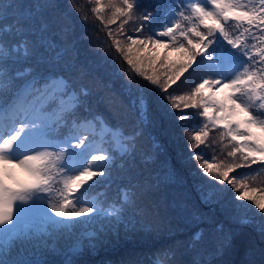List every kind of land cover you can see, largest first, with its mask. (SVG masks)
<instances>
[{
    "label": "trees",
    "instance_id": "trees-1",
    "mask_svg": "<svg viewBox=\"0 0 264 264\" xmlns=\"http://www.w3.org/2000/svg\"><path fill=\"white\" fill-rule=\"evenodd\" d=\"M134 4L122 15L116 9L125 7L124 0H0V112L17 102L23 89V100H30L48 86L22 120L36 123L34 109L42 106L41 127L26 130L18 145L33 147L31 155L49 151L60 157L48 170L50 190L26 193L11 224L0 227V264H264V214L240 198L246 189L239 188L264 190V166H244L239 154L230 157L236 142L222 135V125L213 127L200 115L199 102L188 101L185 108L177 100L180 107H172L173 97L190 96L204 80L221 73L242 76L246 57L217 32L189 72L167 88L171 70L157 61L158 82L153 83L147 78L151 70L138 72L128 64L129 37L170 42L160 36L165 28L179 20L187 30L199 22L188 0ZM205 7L216 11L211 3ZM200 30L207 34L203 25ZM226 31L234 38L243 28L232 21ZM189 38L198 39L191 33ZM176 39L177 47L188 46L178 33ZM157 51L169 59L179 55ZM141 99L146 101L143 112ZM65 103L70 104L58 110ZM252 111L264 119L258 103ZM85 122L93 124L87 133L79 126ZM202 130L208 136L198 144L195 136ZM68 137L73 143L77 138L97 142L108 159L103 168L96 161L89 166L103 175L69 196L77 209L94 211L55 221L51 205L64 198L66 161L83 160L70 144L66 156L60 155ZM205 161L240 165L229 173L237 187L216 180L215 172L209 177L200 167ZM209 192L211 200L205 203L201 197Z\"/></svg>",
    "mask_w": 264,
    "mask_h": 264
},
{
    "label": "snow or ice",
    "instance_id": "snow-or-ice-1",
    "mask_svg": "<svg viewBox=\"0 0 264 264\" xmlns=\"http://www.w3.org/2000/svg\"><path fill=\"white\" fill-rule=\"evenodd\" d=\"M211 3L215 6L216 11H209L205 5ZM125 7L117 8L116 11L122 15L129 14L134 8L133 2L124 0ZM191 10L195 19L199 22L193 24L192 27L184 30L178 20L171 27L165 28L160 36L169 37L170 42L161 39H153L149 37L144 39H133L129 37L131 43L127 47V62L136 68L139 72L142 69L146 72L151 70L153 74L147 76L148 80L157 83L158 79L154 75L156 71L157 61H160L161 67H167L171 70L168 75V81L164 87L167 88L171 83H175L180 77L189 72L196 63L197 57L206 52L208 45L211 43V37L217 32L237 51H239L246 61L242 64L244 73L234 79H229L226 83L224 80H204L199 84L192 94L187 97H173V108H179L180 105L175 103L179 100L184 102V107H189L188 101L193 105L199 102V106L203 108L200 113L210 124L215 127L222 125L225 130L222 135L230 137L231 141L236 143L233 145L232 151L228 153L230 157L239 154L241 164L250 167L253 164L264 166V119L254 114L253 108L257 106L264 108V67H256L254 65L264 66V0H249V4H243L240 0H203L200 3H193ZM182 14V13H181ZM148 17H145L147 19ZM192 17H185L191 19ZM236 22L237 27L243 28L240 35L229 38L226 31V25L230 22ZM200 25L207 29V34L200 30ZM139 32L140 29H137ZM260 33L258 37L253 33ZM177 33L184 40H187V47L183 43L176 44ZM189 33L197 37V40L189 38ZM257 39L258 43L249 46L248 39ZM164 49L165 53L171 49L178 53L175 59H169L166 54H161L157 50ZM257 57L259 59L257 60ZM63 84V82H61ZM214 85L219 87L214 88ZM30 87V85H29ZM62 90V89H58ZM217 93H223L222 96ZM242 96L247 97V102L241 100ZM140 108L143 112L146 108V101L140 100ZM36 115V123H22L18 125L11 134L0 136V227L11 224L16 216L18 207L28 199L26 193H30L34 189H41L48 192L50 190V182L53 177L48 175L50 165L54 159H59L54 153L49 151L37 152L36 154H23V158L15 155L9 158L8 152L15 150L17 152L24 147H17L26 130L41 127L39 123L42 114V106L34 109ZM184 120V116H180ZM259 128V134L254 129ZM208 136V132L202 130L197 133L195 140L198 144L204 143V138ZM28 142V141H26ZM30 143V142H29ZM61 156H66V144L73 145L76 148L87 147L84 138H77L76 142H72V138L68 137L62 142ZM51 146V145H49ZM195 147V145H193ZM30 150V149H25ZM199 159V157H197ZM108 157L104 154L94 155L87 163L89 166L93 161L98 162L95 166L103 168ZM64 160V159H63ZM69 168H76L74 159L66 161ZM89 166H83V171L79 175L68 176L64 180L65 193L62 202L51 205L52 211L57 217L65 220L81 217L84 214H90L94 211L91 207H80L77 209L73 205V201L69 196L75 193L89 180L97 175H103V172H94ZM235 163L224 165H212L205 161L200 167L209 177H213L221 182L226 181L234 188L237 187L234 180L229 178V173L234 167H239ZM61 172L65 169L58 165ZM239 188L246 189L241 192V199L251 201L255 207L264 214V190L255 188L248 189V185L240 184ZM212 193L202 196L203 202L208 203L211 200ZM69 209H72L69 211ZM241 223H248L247 220H241ZM59 223V221L57 222ZM223 228V225H217V230ZM260 231L264 232V225ZM198 238V236H197ZM230 237L225 235L223 242L227 243Z\"/></svg>",
    "mask_w": 264,
    "mask_h": 264
},
{
    "label": "rangeland",
    "instance_id": "rangeland-1",
    "mask_svg": "<svg viewBox=\"0 0 264 264\" xmlns=\"http://www.w3.org/2000/svg\"><path fill=\"white\" fill-rule=\"evenodd\" d=\"M188 1H190L191 3L195 2V0H188ZM220 79L224 80V82L226 83L229 79H231V76L227 73H223L216 80H220ZM53 85L55 86L56 83L53 82ZM213 87L216 88L219 87V85H214ZM48 90L49 87L47 86L44 89H42L38 94H36V96H33L30 100H23V97L26 95V90L23 89L22 92L20 93L21 94L20 98L16 99L17 102L11 105L10 109L5 111L4 113H0V136L11 134L18 125L22 124L23 123L22 120L26 117L28 111L32 108L35 100H37L38 97L41 96L42 94L48 92ZM217 95L222 96L223 93H217ZM69 104L70 103H65L63 106L59 107L58 110L65 108ZM79 126L84 133H87L88 130L93 126V124L85 122V123H81ZM105 131H106V127L104 126L102 130L98 131V137H100ZM254 131H256L259 134V128L254 129ZM86 144L87 147H81L78 149L79 155L82 156L83 160L78 159V157L73 158L76 161L77 165L79 166L76 168H68L69 176L79 175L80 172L83 171V166H89L87 162L92 159V156L101 155L100 151L97 149L98 143L94 141H87ZM53 145L56 146L55 144ZM118 145L122 146L119 143ZM17 147H24L25 149H30V150L20 149L17 152H15V150H11L8 152L9 158H12L15 155L16 157L22 159L23 154L31 155V152L33 150V147H31L29 144H26L25 146L17 145ZM94 162L95 161H93V163ZM53 219L55 221L58 220L56 214L53 215Z\"/></svg>",
    "mask_w": 264,
    "mask_h": 264
}]
</instances>
